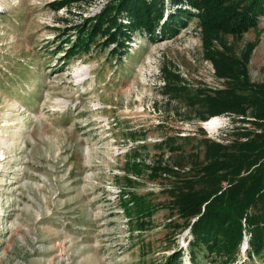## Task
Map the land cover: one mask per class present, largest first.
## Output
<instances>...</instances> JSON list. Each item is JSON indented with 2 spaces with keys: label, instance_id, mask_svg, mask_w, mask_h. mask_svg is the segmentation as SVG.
Instances as JSON below:
<instances>
[{
  "label": "rangeland",
  "instance_id": "374dc122",
  "mask_svg": "<svg viewBox=\"0 0 264 264\" xmlns=\"http://www.w3.org/2000/svg\"><path fill=\"white\" fill-rule=\"evenodd\" d=\"M54 1L0 0V264H164L176 252L180 264H223L207 252L190 260L176 183L150 169L190 176L205 163L204 138L225 145L235 126L252 130L226 112L209 131L203 108L161 89L163 70L192 91L225 86L204 58L197 19L154 41L133 34L121 59L100 39L68 57L72 29L109 0H66L59 11ZM248 43L247 79L261 84L264 16L240 37L220 34L215 48L240 55ZM244 237L227 264H264L246 257Z\"/></svg>",
  "mask_w": 264,
  "mask_h": 264
},
{
  "label": "trees",
  "instance_id": "16d2710c",
  "mask_svg": "<svg viewBox=\"0 0 264 264\" xmlns=\"http://www.w3.org/2000/svg\"><path fill=\"white\" fill-rule=\"evenodd\" d=\"M67 5L66 0L49 4L53 11ZM169 5L171 9L165 17V0H109L96 15L75 25V40L68 37L63 42L68 45L63 54L73 57L87 52L91 43L100 39L101 46H113L111 54L121 59L127 54L133 34L154 41L158 36L177 35L192 18L197 19L204 58L213 64L216 76L224 80L225 86L211 94L200 89L192 91L178 74L163 70L161 89L170 97L186 100L190 107L203 108L206 114L198 117L201 122L229 112L233 123L251 124L252 130L235 126L232 141L225 145L204 138L205 163L195 165L190 176H178L177 169L167 166H152L151 174L154 178L158 174L172 177L176 183L170 192L172 207L183 220L177 225L180 231L189 229L188 253L193 263L200 252L222 256L223 264L232 262L244 236L246 257L261 258L264 82L255 84L247 79L248 54L255 43H248L240 55L224 44L218 50L215 44L220 34L240 37L256 28L258 19L264 16V0H169ZM167 141L174 145L173 138ZM131 201L137 209L140 207L135 199ZM180 260L181 253L176 252L164 264H180Z\"/></svg>",
  "mask_w": 264,
  "mask_h": 264
},
{
  "label": "bare ground",
  "instance_id": "6f19581e",
  "mask_svg": "<svg viewBox=\"0 0 264 264\" xmlns=\"http://www.w3.org/2000/svg\"><path fill=\"white\" fill-rule=\"evenodd\" d=\"M218 124H219V117H214L208 122H205L204 126L207 130L214 131L218 127Z\"/></svg>",
  "mask_w": 264,
  "mask_h": 264
}]
</instances>
